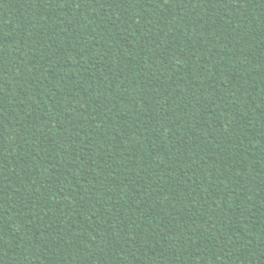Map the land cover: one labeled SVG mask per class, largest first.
Masks as SVG:
<instances>
[{
    "label": "trees",
    "instance_id": "1",
    "mask_svg": "<svg viewBox=\"0 0 264 264\" xmlns=\"http://www.w3.org/2000/svg\"><path fill=\"white\" fill-rule=\"evenodd\" d=\"M0 264H264V0H0Z\"/></svg>",
    "mask_w": 264,
    "mask_h": 264
}]
</instances>
